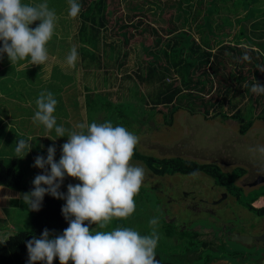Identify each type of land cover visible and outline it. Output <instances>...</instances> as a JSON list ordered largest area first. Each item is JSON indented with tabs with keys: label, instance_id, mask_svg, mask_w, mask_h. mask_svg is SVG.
<instances>
[{
	"label": "rangeland",
	"instance_id": "rangeland-1",
	"mask_svg": "<svg viewBox=\"0 0 264 264\" xmlns=\"http://www.w3.org/2000/svg\"><path fill=\"white\" fill-rule=\"evenodd\" d=\"M164 1L165 0H159L161 4ZM22 2L26 4H39L46 2L49 8L55 11L57 19L55 22L54 34L46 45L49 59L45 64L30 65V62L27 59L11 63L7 54L0 55V162L2 161L1 163L6 165L7 168L13 167L17 171H21L25 177V182L32 183L36 175L44 174L46 170L50 171L48 166H46L45 169L33 166L35 158L38 155L43 156L45 159L47 158V149L49 146L55 147L56 151L54 160L56 162L59 161L61 156V145L67 141V133L65 137L57 138L54 129L48 131L43 125L34 124L32 121V117L36 110L35 101L40 92L50 91L57 100L56 110L54 112L57 126H63L66 130L71 131L77 123L86 122L90 124L92 122L102 123L110 121L114 126H123L139 137V142L134 149V155L130 161L131 164L140 166L144 170L142 186L134 197L136 205L135 211L127 218H113L105 229H99L95 224L89 225L90 231H108L116 227H130L138 231L141 235H148L152 231V226H150L149 220L155 217L159 220V223L156 226L159 240L155 249V254L163 253L166 250L164 256L173 255L175 258L177 255L186 256V247L181 244V242L189 244V241L193 242V238L197 241H205L204 234L207 231L206 229L214 230L217 233L221 226L219 223H221V220L224 218L226 219L227 227H231L235 224L236 230L239 229L244 231L245 229L239 227L237 221L233 220L234 215H236L234 210L233 212L230 211V218L226 216L221 217L215 212V210H212L214 204H217L220 201L219 199H216V196L219 194H215L213 197L214 200H216L214 203H210L209 198L207 200V197L212 194L211 189L213 188L208 187L210 193L208 192L206 194L202 189L204 188V184L210 186L212 181H215L212 176L208 174V178H204V176L199 173L195 175H171L170 173L155 174L147 167V162L149 163L147 158H151L152 168L160 167L157 160L160 161L165 158L167 160L181 158L183 160L197 162L198 164H212L213 169L217 174H220V176L223 174V177L227 178V180L231 179L232 177L230 178L227 174L232 168L237 166L236 163L230 161H233V154H252L254 160H264V153L259 151L261 147H264V122L261 120L264 117L263 113L261 114L262 109L264 108V99L260 98L258 100L256 98L257 95L260 94L256 93L257 95L253 96L252 99L254 102H249L245 107L241 105L237 109L240 110L237 115L238 117H242L243 120L252 123L249 130L244 134H241L239 131L242 124L240 121H237L236 119L222 118L223 114L226 115L225 117H231L234 113L231 115L227 114V112L213 111L211 104L216 101V92L210 95L208 100L201 101L199 100L197 90H194V94H196L195 97L181 99L179 104L174 103L169 105L164 101L158 102V99H163L168 94L165 92L166 89H163L159 83H152L151 85L144 86L146 89H141L142 93L145 94L144 99L146 106L145 104L139 103L137 100L138 103L136 105L131 103L125 105L126 103H123L124 113L127 111L124 114L125 119H109L107 114L110 112H107L105 108L111 110V106L106 107V105L100 114L94 115L91 118L89 115L91 111H88V108L85 107L87 104L86 95L88 93L84 88L80 90L81 87L78 80L82 79V82L86 84V76H84L83 73L78 75L77 63L74 68L69 67L66 64V57L71 48L75 47L77 49L79 47L78 40L73 38L77 34L79 18L75 20L68 16V0H22ZM118 10V14H125L124 8L119 7ZM166 10L168 9L166 8L165 11ZM244 11L245 10H239V17L244 15ZM163 12L164 10L161 14ZM143 15L141 13V16L137 17L138 20L143 19L141 26L143 23L145 25L149 23ZM222 16L223 14H221L220 17L215 16V19L217 20L216 23H220V19H223ZM230 17L233 22L230 31L232 33H238L241 29V25L234 22L235 16L233 14ZM154 18L156 19V17ZM160 18L163 19L161 16ZM252 22L249 23L248 21H245L244 23H248L247 25L249 26ZM38 24L39 21L33 22L30 27L34 28ZM113 25V22L108 24L110 27H113ZM150 26L154 27L153 24H150ZM128 32H131V30L128 29ZM134 36L135 37L131 41L129 40L130 45L138 42L142 38L137 33H135ZM193 36L197 41V36L195 34ZM219 39L220 41H223V43L229 41L228 37L225 35ZM163 40H165V38ZM215 41L217 40L215 39ZM109 42L110 41H108V43ZM146 43L152 44V35H150ZM240 47L246 49L250 48L246 44ZM133 49L134 52L132 55L137 51L136 47ZM254 50L255 52L251 53L252 55H250L247 50H245L246 52L242 51V49L238 51L236 50L235 53L237 54L234 55V59H229L228 61L229 71L223 69L222 65H219L220 63L217 68L219 72L213 73L212 70L207 69V74L213 82L214 89L217 86L216 83L222 85L219 88L222 92L224 85H230L232 88L234 86L237 88L239 87L238 84L242 82H240L241 79H239V76L241 75L234 70L242 68L239 62L243 63L245 61L243 58L245 55L249 57V63L254 66L252 69L256 72V77L261 76L263 74V59L260 52L262 51L259 49ZM257 51H259V54ZM221 57L222 56H220V61L227 62L228 58L223 57V59H221ZM249 63L247 64L248 66ZM198 74L199 73H195L194 75H191V78H197V80L201 82L207 81V75L204 77L198 76ZM172 76L176 75L172 74ZM232 76L237 77L232 78ZM178 79L179 78L177 77L176 80ZM96 83L97 80L94 78L92 86H97ZM128 84H131V81L127 80L124 85ZM176 84L179 85L180 81L178 80ZM120 88V85H117L116 90H119ZM198 88L199 87H197V89ZM100 90L102 89L100 88ZM103 91L104 94H108L109 90L104 89ZM238 91L239 90H236V92ZM231 92H233V90ZM241 93L246 94L251 92L250 90L249 92L243 90ZM110 94L113 95L112 93ZM136 97L140 98L138 94H136ZM202 97L206 98L205 95H202ZM130 98L133 97L131 96ZM111 99L113 102L112 104L116 105L117 102L115 97H112ZM207 101L208 103H206ZM80 102L82 103L83 108H80ZM127 102H133V100L127 99ZM190 103L193 104L190 105ZM147 105L150 107H156L155 109H157L158 112L156 113L153 110H149ZM145 108L147 111L143 112ZM248 108L252 109V113L249 114V111L246 112V109ZM223 109L225 110L226 108ZM237 110H235V112H237ZM86 112L88 121L86 118ZM204 112L208 113L211 118H206ZM119 120L120 122H118ZM44 132L47 133L45 134ZM20 139L29 142L31 147L28 152L27 149H25L20 154H17L15 148L16 143ZM137 154L145 155L147 162L137 160ZM234 159H237V157H234ZM221 160H227V162L225 161L226 163L220 164ZM13 163L15 164L13 165ZM242 163L246 164L245 161ZM248 165L252 166L254 164L251 162ZM253 167H255V165ZM260 170L263 169L260 168ZM201 173L204 175L207 174L205 172ZM237 175L241 174L235 171L232 176L236 177ZM77 183H79L77 179L66 175L58 191L66 195L67 186L69 184L75 185ZM259 191L263 192L264 195V186H260L257 191H254L248 197H245L240 193V196L237 198L238 202L242 204L243 209H247L246 205L251 202L252 199H255L257 194L261 193ZM229 193L233 194V196L237 195L235 189H232ZM23 195L12 189L0 186V201L8 200L5 201V203H2L4 209L2 210V217H0V230L14 228L16 230L29 231L31 215L29 206L26 205L22 199ZM61 200L63 201V204H65V200ZM209 204H212L213 206ZM187 205L188 207L195 209L200 208L199 215L196 211L192 210L193 215L197 217L200 216L199 219L197 218L194 220L192 218ZM207 205L210 207L208 212H206L205 209ZM252 206L257 208L260 207L261 204L257 201L256 205ZM211 211L215 216H209ZM243 212L246 217L250 218L249 222H253V219L263 221L261 215L258 216V214L250 212L249 209H247V211L243 210ZM207 215L208 217H206ZM190 220H192L193 223H191ZM212 223H215V227ZM199 226L200 228H198ZM249 231L250 230L248 229L245 230L247 234H250L248 233ZM2 234H4L3 231H0V238H2ZM215 238L217 243L212 242L215 249L210 248L213 252L205 251V249L202 250L200 242L198 241V249L196 250L198 251L196 252L198 259L190 264H200V261H202L203 258H206V256H211L209 259H212V261L215 260V262H218V260H225L232 264H243L241 261H244V264H248L249 259L251 264L254 260V256L259 257L264 253V251L258 249V251H256L253 248H247L245 247L246 245L244 246L238 242L224 244L219 237ZM175 244L177 245L175 246ZM173 246L175 247L173 248ZM227 255H230L233 258ZM163 258L169 259L168 256ZM234 258H236L237 261H235ZM180 261L182 263L178 264H184L183 259ZM215 262L212 264H215ZM227 262H222L221 264H227Z\"/></svg>",
	"mask_w": 264,
	"mask_h": 264
},
{
	"label": "trees",
	"instance_id": "trees-1",
	"mask_svg": "<svg viewBox=\"0 0 264 264\" xmlns=\"http://www.w3.org/2000/svg\"><path fill=\"white\" fill-rule=\"evenodd\" d=\"M76 2L81 6L79 15L74 18L75 20L79 18L77 34L73 37L79 42V47L76 49L78 52L77 72L78 75L83 73L86 76V84L82 82V79H77L80 83V90L84 88L88 93L85 107L91 111L89 114L91 118L100 114L106 105V107L111 106L112 110L105 108L107 112H110L107 114L109 119H125L124 114L127 111L124 113L123 103L136 105L139 102L146 106L145 94L142 93L141 89H146L144 87L146 85L159 83L168 94L163 99H158V102L164 101L169 105L179 104L181 99L195 97L194 90H197L201 101L208 100L210 95L216 92V101L211 104L213 111L227 112L231 115L234 113L231 117H225L226 115L223 114L222 118L240 121L242 123L239 129L241 134L249 130L252 123L238 117L240 110L237 109L241 105L245 107L249 102H254L252 98L257 94L251 91V87L255 81L264 86V0H165L162 4L159 0H76ZM119 7L124 8L125 14H118ZM166 8L168 10L165 11ZM163 10L164 12L161 14ZM239 10H245L244 15L239 17ZM141 13L142 15L144 13L143 17L149 21V23L146 22V25L143 23L142 26L143 19H137ZM221 14H223V19L219 18L220 23H216L215 16L220 17ZM232 14L235 16L234 22L241 25L238 33L230 31L233 25L230 17ZM245 21L255 22L248 26V23H244ZM112 22L114 23L113 27L108 26ZM150 24H153L154 27ZM128 29L131 32H128ZM135 33L142 38L130 45L129 42L135 37ZM194 34L197 36V41L193 36ZM150 35H152V44H147L146 41ZM223 35L227 36L229 41H225V43L220 41L219 38ZM164 38L165 40H163ZM108 41L110 42L108 43ZM245 44L250 48L240 47ZM0 46H2V42H0ZM134 47L137 48V51L132 55ZM240 49L244 52L247 50L250 55L255 52L254 49L262 51L260 52L263 59L262 77H256V72L252 69L254 66L249 63L248 59L243 63L239 62L241 69L234 70L241 75L239 79L242 82L238 84V88L224 85L222 92L219 90L222 85L216 83L217 86L214 89L207 69L212 70L213 73L219 72L217 68L220 63L219 65H222L223 69L229 71L228 61L234 59V55L237 54L235 51ZM257 53L259 54V51ZM3 54L6 53H0V55ZM220 56H222L221 59L223 57L228 58L227 62L222 60L221 62ZM192 73H199L198 76L204 77L207 75V81L201 82L197 78L192 79L191 75H194ZM172 74L176 76H172ZM177 77L180 81L179 85L176 84L178 82ZM236 77L232 76V78ZM94 78L97 80V86H92ZM127 80L131 81V84L124 85ZM117 85L121 87L119 90H116ZM197 87L199 88L197 89ZM104 89L109 90L108 94H104ZM232 90L234 93L231 92ZM236 90L239 91L236 92ZM243 90L245 92L250 90L251 93L242 94L241 91ZM136 94L140 98H137ZM202 95H205L206 98H203ZM131 96L133 98H130ZM112 97H115L116 105L112 104ZM256 98L258 100L264 99V94L257 95ZM127 99L133 100V102H127ZM192 104L190 103V105ZM80 108H83L81 102ZM147 108L158 112L156 107L147 105ZM144 111L147 109L145 108ZM247 111L249 114L252 113V109L248 108ZM262 113L264 115V108ZM204 115L206 118H211L206 112ZM86 118L88 121V116ZM261 120L264 122V117ZM136 159L145 162L146 156L137 154ZM147 159L149 161V163L146 161L147 167L155 174L195 175L198 172H205L229 191L233 189L232 180H227L223 174L221 176L217 174L212 164H198L181 158L169 160L165 158L160 161L157 160L160 167L152 168L151 158ZM1 162L0 186L12 189L22 195L33 190V183L25 182V177L21 171H17L13 167L7 168ZM237 172L243 174L242 170ZM63 205L61 199L46 193L38 211L29 207L31 215L29 231L14 228L1 229L0 231H3L4 234L0 238V264H28L26 244L33 237L40 238L44 229L49 230L50 238L62 234L64 229L68 227V221L61 213ZM248 207L249 211L256 214L262 215L264 212V208L256 209L251 205ZM215 223L212 225L214 226ZM198 241L193 238V242L189 241V244L181 242L186 247V256L177 255L175 258L173 255H166L169 259L163 258L166 257L164 256L166 250L163 253L155 254L158 264H178L182 263L181 259L184 260V264L194 263L198 259V255H196ZM199 242L202 250L211 252L208 242ZM227 256L231 257L230 255ZM210 257L203 258L200 264L215 262V260H210ZM234 259L237 261L236 258ZM253 259H258L254 261L259 263L263 256H254ZM248 261L250 260L248 259ZM37 264H43V262H37ZM53 264H60L59 259L55 258Z\"/></svg>",
	"mask_w": 264,
	"mask_h": 264
},
{
	"label": "clouds",
	"instance_id": "clouds-1",
	"mask_svg": "<svg viewBox=\"0 0 264 264\" xmlns=\"http://www.w3.org/2000/svg\"><path fill=\"white\" fill-rule=\"evenodd\" d=\"M68 3V16L76 18L80 4L76 0ZM56 19L55 11L46 2L26 4L22 0H0V53H6L11 63L27 59L30 65L45 64L49 59L46 45L54 34ZM36 21L39 24L30 27ZM243 58L249 59L247 55ZM77 59L78 52L73 47L66 64L74 68ZM251 91L264 94V86L256 82ZM35 104L33 123L43 125L48 131L54 129L57 138L67 133V141L61 145L58 162L54 160V146L48 147L46 159L39 155L35 158L34 167L48 166L50 171L36 175L33 190L22 199L34 211L40 209L46 193L65 200L61 213L68 227L54 238L44 229L40 238L29 240L28 264H53L55 258L60 264H158L155 257L158 218L149 220L152 231L148 235H141L130 227L108 231L89 228L95 224L105 229L113 218H127L135 211L134 197L142 186L144 170L130 161L139 137L110 121L77 123L71 131L57 126L54 116L57 100L50 91H41ZM30 147L29 142L20 139L15 151L20 154L27 149L28 152ZM259 151L264 153V147ZM66 175L79 183L69 184L65 195L58 189Z\"/></svg>",
	"mask_w": 264,
	"mask_h": 264
},
{
	"label": "flooded vegetation",
	"instance_id": "flooded-vegetation-1",
	"mask_svg": "<svg viewBox=\"0 0 264 264\" xmlns=\"http://www.w3.org/2000/svg\"><path fill=\"white\" fill-rule=\"evenodd\" d=\"M234 157H237V159H234ZM216 161H218V160H216ZM225 161L227 162V160H221L220 164L226 163ZM230 161L237 164V166L232 168L231 171L227 174L230 176V178L232 177L230 179V180H232L231 181V183L233 185L232 188L233 189L237 188L236 189L237 195L233 196V194L229 193L228 189H226L225 187L223 188V186L220 185L219 183H217L216 181H214V182L212 181L210 186H208V185L206 186L204 184V188H202V189L204 190V193L206 194L208 192L210 193L208 187L213 188V189H211L212 194H210L207 197V200L209 198L210 203H214V201L216 199L220 200L219 202L216 201L218 203L214 204V207H212V210H215V212H217L218 215H220L221 217L226 216L228 218L231 217L230 211L233 212V210H234L236 215H234L233 220L237 221V224L239 227H241L245 230L246 229L250 230L248 232L250 234H247L245 232V230L244 231H241L239 229L236 230L235 224H233V226H231V227H227L226 219L225 218L222 220L220 219L221 220V223H220L221 226L219 227V229H218L219 231L217 233L214 230L206 229L207 231L204 234V240L209 243V250H210V248L215 249V247H213V244H212V242L217 243V240L215 237H219L224 244H227V243H234V242H232V238H234L237 234H238V236H260V235H264V212L262 213L263 215H261L262 216L261 219H263V221L262 220L258 221L256 219H253V222H249L250 218L246 217L244 215V212H243V210L247 211V209H249V207H248L249 205L252 206L257 201H259V203H262L261 206L257 207V208L258 209L264 208L263 192L259 191L261 193L256 195V201L254 199H252L251 202H249L246 205L247 209H243L242 204H240L238 202V198H237L240 196V193L243 196L248 197L254 191H257L260 186H264V172H262V171H264V168H263L264 167V160H262V159L254 160L252 158V154H236V155L233 154V161L232 160H230ZM243 161H245L246 164H243L242 163ZM251 162H252V164L255 165V167H253L254 165H252V166L248 165ZM260 168H262L263 170H260ZM238 170L239 171L242 170L243 174H241L240 176H237V177H233L232 176L233 172H235V171L237 172ZM260 172H262V173H260ZM198 173L200 175H203L204 178H208V176H207L208 174L204 175L201 172H198ZM259 192H257V193H259ZM215 194H217V195L219 194V195L216 196V199L214 200L213 196ZM209 205H212V204H209ZM209 205H207V207L205 208L206 212H208L210 209ZM187 207H188V205H187ZM236 207H237V209H236ZM188 209L190 210L191 216L194 220L197 218L198 219L200 218V216L197 217V216L193 215V213H192V210H194L199 215L200 208L195 209L192 207H188ZM190 212H187V213H190ZM222 212H223V215H222ZM226 212H227V214H226ZM254 214H256V213H254ZM204 215H205V213H204ZM210 215H214V213L211 211V213H209V216ZM258 216H260V214H258ZM206 217H208V215ZM217 219H219V218H217ZM190 221H191V223H193L192 220H190ZM215 221H216V219H215ZM249 225H251V226H249ZM198 228H200V226ZM245 247L253 248L256 251H258V250L264 251V244L262 242H252L250 245L245 246ZM211 252H213V251H211ZM260 256H263V259L259 260V263L257 261V263L263 264L264 253L261 254ZM254 260H258V259H254ZM254 260L251 262V264H257V263H255ZM223 261H225V260H218V262H215V264H221ZM225 262H227V261H225ZM242 262L244 264V261H242ZM229 263L231 264V262H227V264H229ZM248 264H250V261H248Z\"/></svg>",
	"mask_w": 264,
	"mask_h": 264
},
{
	"label": "water",
	"instance_id": "water-1",
	"mask_svg": "<svg viewBox=\"0 0 264 264\" xmlns=\"http://www.w3.org/2000/svg\"><path fill=\"white\" fill-rule=\"evenodd\" d=\"M232 242H238V243L246 245V246L250 245L252 242H262L264 244V235H260V236H238V234H237L234 238H232ZM223 263H225V262L223 261ZM263 264H264V260H263Z\"/></svg>",
	"mask_w": 264,
	"mask_h": 264
},
{
	"label": "crops",
	"instance_id": "crops-1",
	"mask_svg": "<svg viewBox=\"0 0 264 264\" xmlns=\"http://www.w3.org/2000/svg\"><path fill=\"white\" fill-rule=\"evenodd\" d=\"M1 198V197H0ZM8 201V200H5ZM5 201H0V217H2V210L4 209V206H2V203H5ZM7 204V203H6ZM262 204V203H260ZM8 205V204H7ZM254 206L256 205V203L253 204ZM259 206V205H258Z\"/></svg>",
	"mask_w": 264,
	"mask_h": 264
}]
</instances>
